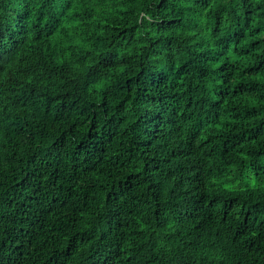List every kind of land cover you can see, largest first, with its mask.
I'll return each instance as SVG.
<instances>
[{"label": "trees", "instance_id": "obj_1", "mask_svg": "<svg viewBox=\"0 0 264 264\" xmlns=\"http://www.w3.org/2000/svg\"><path fill=\"white\" fill-rule=\"evenodd\" d=\"M0 264H264V0H0Z\"/></svg>", "mask_w": 264, "mask_h": 264}]
</instances>
